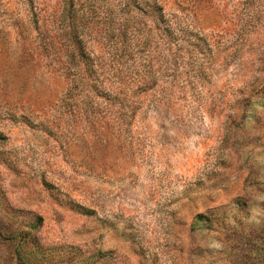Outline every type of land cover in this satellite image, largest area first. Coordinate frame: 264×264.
<instances>
[{"label": "rangeland", "instance_id": "1", "mask_svg": "<svg viewBox=\"0 0 264 264\" xmlns=\"http://www.w3.org/2000/svg\"><path fill=\"white\" fill-rule=\"evenodd\" d=\"M0 264H264V0H0Z\"/></svg>", "mask_w": 264, "mask_h": 264}]
</instances>
